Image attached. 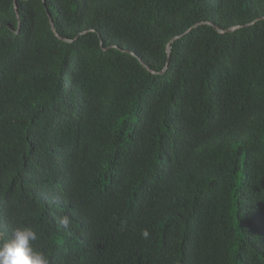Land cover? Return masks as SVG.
Masks as SVG:
<instances>
[{"label":"trees","instance_id":"16d2710c","mask_svg":"<svg viewBox=\"0 0 264 264\" xmlns=\"http://www.w3.org/2000/svg\"><path fill=\"white\" fill-rule=\"evenodd\" d=\"M15 3L0 241L31 228L49 264H264V0Z\"/></svg>","mask_w":264,"mask_h":264},{"label":"clouds","instance_id":"9594fccd","mask_svg":"<svg viewBox=\"0 0 264 264\" xmlns=\"http://www.w3.org/2000/svg\"><path fill=\"white\" fill-rule=\"evenodd\" d=\"M63 223L67 224V219ZM142 235L147 238L149 233L145 230ZM36 240L37 234L31 228L17 227L10 238L0 241V264H49L43 253L34 250L32 242Z\"/></svg>","mask_w":264,"mask_h":264},{"label":"water","instance_id":"95a60500","mask_svg":"<svg viewBox=\"0 0 264 264\" xmlns=\"http://www.w3.org/2000/svg\"><path fill=\"white\" fill-rule=\"evenodd\" d=\"M42 1L44 2V0H42ZM13 3H14V10H15V12H16V3H15V0H13ZM48 17H49V16H48ZM261 20H264V17L257 19L256 21H254L253 23L249 24L248 26L253 25L254 23H256V22H258V21H261ZM49 23H50V27H51V31H52V33L54 34L55 37L59 38V36H58V34H57V32H56V30H55V28H54V25L52 24V21H51L50 17H49ZM201 24H208V25L211 26V24H210L209 22H204V23L202 22V23H198V24L194 25L193 27H197L198 25H201ZM239 28H240V26H234V27H231V28H229V29H227V30H221V29L215 27V30H216L218 33H224V32H234V31H236V30L239 29ZM188 31H190V29L187 30V31H185V32H184L183 34H181L180 36H176V37H174L172 41L181 38V37L184 36ZM60 39H61V38H60ZM62 40H64V41H68V40H66V39H62ZM129 53H130V52H129ZM131 54H132V53H131ZM167 55H168V56H167V61H166V64H165V67H164L163 71L167 69V66H168V63H169V56H170V50H169V48L167 49ZM146 68H147V70H148L149 72H151V73H153V74L155 73L153 70L149 69L148 67H146Z\"/></svg>","mask_w":264,"mask_h":264}]
</instances>
